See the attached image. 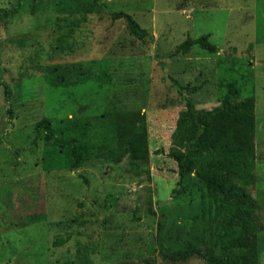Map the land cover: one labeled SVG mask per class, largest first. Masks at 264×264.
<instances>
[{
	"label": "rangeland",
	"instance_id": "rangeland-1",
	"mask_svg": "<svg viewBox=\"0 0 264 264\" xmlns=\"http://www.w3.org/2000/svg\"><path fill=\"white\" fill-rule=\"evenodd\" d=\"M15 5L16 15L0 18V81L12 91L8 103L0 85V264H164L154 252L162 244L205 247L211 204L195 175L174 193L169 155L194 139L186 101L212 110L228 83L242 90L241 100H256L258 180L249 192L264 264V0H0V9ZM111 12L132 15L152 36L139 40ZM64 17L82 23L67 38L73 51L53 55ZM207 34L217 53L198 46L175 53ZM52 67L74 70L67 87L46 82L44 69ZM66 118H90L111 131L144 125L147 162L114 164L107 148L117 139L102 127L103 162L44 171L37 124Z\"/></svg>",
	"mask_w": 264,
	"mask_h": 264
},
{
	"label": "trees",
	"instance_id": "trees-1",
	"mask_svg": "<svg viewBox=\"0 0 264 264\" xmlns=\"http://www.w3.org/2000/svg\"><path fill=\"white\" fill-rule=\"evenodd\" d=\"M19 9V5L10 10L0 9V18L14 16ZM110 15L114 21L125 20L131 34L139 40L152 36L130 14L111 12ZM81 23V19H58L53 55L73 51L67 38ZM210 37L207 34L198 39L188 38L176 48L175 53L187 55L194 46H198L215 54L218 48L209 41ZM44 70L46 82L56 88L67 87L74 72L57 67ZM0 85L4 87L6 102H11V86L2 81ZM223 87L227 93L220 105L212 110L197 109L192 100L186 101L187 119L194 129V139L188 143L184 153L169 155L177 165L174 193L195 175L202 186V200L211 204L207 215L209 240L205 247L188 242L177 250H170L166 244L160 245L154 252L164 264L187 263L193 258L212 264H260L261 228L257 204L249 192L258 180L256 100L254 97L241 100L242 90L236 83L224 84ZM200 88L184 87L183 90L196 93ZM8 115L12 120L11 109ZM102 127L106 132L114 131L113 137L117 139L115 147L108 145L107 148V156L114 164L120 165L128 159L132 166H139L148 160L149 142L144 125H136L133 130L116 125L111 131L107 124L90 118L43 119L36 127L37 132L44 133L43 170L73 172L86 165L103 162L102 145L96 142L102 136ZM187 229L190 230V226ZM218 249L222 251L220 255Z\"/></svg>",
	"mask_w": 264,
	"mask_h": 264
}]
</instances>
